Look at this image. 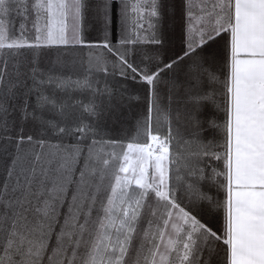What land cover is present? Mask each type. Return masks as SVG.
Segmentation results:
<instances>
[{"label":"snow or ice","instance_id":"6c2138e0","mask_svg":"<svg viewBox=\"0 0 264 264\" xmlns=\"http://www.w3.org/2000/svg\"><path fill=\"white\" fill-rule=\"evenodd\" d=\"M0 264H264V0H0Z\"/></svg>","mask_w":264,"mask_h":264},{"label":"trees","instance_id":"16d2710c","mask_svg":"<svg viewBox=\"0 0 264 264\" xmlns=\"http://www.w3.org/2000/svg\"><path fill=\"white\" fill-rule=\"evenodd\" d=\"M87 21H88L89 23H91V21L93 22V19H87ZM94 21H95V20H94ZM93 33H98V30H97V29H95V30H91L90 28H88V27L86 26V22H85V32H84L85 39H86V40H89V41H94V40L96 41V40H98L99 38L96 37V36H95V37L98 38V39H92V38H95V37H91V34H93ZM178 37H179V33H178V32L174 33L173 36H172V42H173V44H174L175 46H178V44H179V39H178ZM128 88H129V90H130L131 92H133V93H137V94H141V95H142V90L139 88L138 85H135V84L129 82V83H128ZM136 107H139V106H136Z\"/></svg>","mask_w":264,"mask_h":264},{"label":"rangeland","instance_id":"374dc122","mask_svg":"<svg viewBox=\"0 0 264 264\" xmlns=\"http://www.w3.org/2000/svg\"><path fill=\"white\" fill-rule=\"evenodd\" d=\"M88 19H93L91 16H89L88 17ZM86 26L88 27V28H90L91 30H95V29H97L98 30V33H93V34H91V37H98V38H100L101 37V33H100V31H99V26L97 25V23H96V21H94V19H93V22L91 21V23H89L87 20H86ZM92 38V39H98V38ZM95 41V40H94Z\"/></svg>","mask_w":264,"mask_h":264}]
</instances>
